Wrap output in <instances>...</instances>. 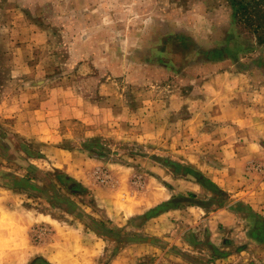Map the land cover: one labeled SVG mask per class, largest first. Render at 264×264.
<instances>
[{"label": "rangeland", "instance_id": "374dc122", "mask_svg": "<svg viewBox=\"0 0 264 264\" xmlns=\"http://www.w3.org/2000/svg\"><path fill=\"white\" fill-rule=\"evenodd\" d=\"M261 124L264 0H0V264H264Z\"/></svg>", "mask_w": 264, "mask_h": 264}, {"label": "water", "instance_id": "95a60500", "mask_svg": "<svg viewBox=\"0 0 264 264\" xmlns=\"http://www.w3.org/2000/svg\"><path fill=\"white\" fill-rule=\"evenodd\" d=\"M185 201H189V202H193V203H198V204H201V205H204L205 203L203 201H200V200H196V199H193V198H190V197H187V196H179L175 199H171L170 201H167L165 204H163L162 206L160 205L158 207V209H160V211L164 210L163 208L164 207H168L170 205H173V204H176V203H179V202H185ZM64 207H66V209H69V205H64ZM71 211H74V210H71Z\"/></svg>", "mask_w": 264, "mask_h": 264}, {"label": "crops", "instance_id": "0c3cea01", "mask_svg": "<svg viewBox=\"0 0 264 264\" xmlns=\"http://www.w3.org/2000/svg\"><path fill=\"white\" fill-rule=\"evenodd\" d=\"M260 128H262L263 130H264V124H261L260 126H259ZM165 212H166V210L165 211H163V212H161L160 214H158L159 216H161V215H163V214H165ZM259 216V215H258ZM150 220V219H149ZM149 220L148 219H146L145 220V222H144V224H143V226H146L147 225V223L149 222ZM262 224V223H264V217H262V216H259V217H257L256 219L254 218V225H253V228L255 227V225H257V224ZM254 231V230H253ZM252 231V232H253ZM165 232V231H164ZM253 235V237L255 238V239H262V241H264V236H262V237H257V236H255L254 234H252ZM44 260V259H43ZM48 260V259H47ZM45 262H47L48 264H54V263H52L51 261H46V259H45Z\"/></svg>", "mask_w": 264, "mask_h": 264}, {"label": "flooded vegetation", "instance_id": "af4514ba", "mask_svg": "<svg viewBox=\"0 0 264 264\" xmlns=\"http://www.w3.org/2000/svg\"><path fill=\"white\" fill-rule=\"evenodd\" d=\"M252 234H254L257 237H262L264 236V223L262 224H257L254 227V231L252 232ZM40 264H48L47 262H45L44 260L40 261Z\"/></svg>", "mask_w": 264, "mask_h": 264}, {"label": "bare ground", "instance_id": "6f19581e", "mask_svg": "<svg viewBox=\"0 0 264 264\" xmlns=\"http://www.w3.org/2000/svg\"><path fill=\"white\" fill-rule=\"evenodd\" d=\"M192 189H196V187H193ZM197 190V189H196ZM163 197V194H156L152 197V202H157Z\"/></svg>", "mask_w": 264, "mask_h": 264}]
</instances>
